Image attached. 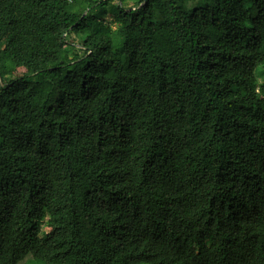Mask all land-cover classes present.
<instances>
[{"label": "trees", "instance_id": "trees-1", "mask_svg": "<svg viewBox=\"0 0 264 264\" xmlns=\"http://www.w3.org/2000/svg\"><path fill=\"white\" fill-rule=\"evenodd\" d=\"M119 1L0 0V264H264V0Z\"/></svg>", "mask_w": 264, "mask_h": 264}, {"label": "rangeland", "instance_id": "rangeland-1", "mask_svg": "<svg viewBox=\"0 0 264 264\" xmlns=\"http://www.w3.org/2000/svg\"><path fill=\"white\" fill-rule=\"evenodd\" d=\"M106 2V5L104 6H98L97 8H95L93 10L92 15L96 16V20H104L106 24H109L113 21V17L114 15L118 12V7L120 6V1L119 0H104ZM197 2V0H189V6H193L195 3ZM125 7H132L134 6V2L133 0H126L125 2ZM90 23L94 24V19L91 18L89 20ZM113 27H115L114 25H112ZM73 38L75 39V41L79 42L80 37L77 36V34L73 35ZM21 73H24L25 70L24 69H20ZM47 230V229H45ZM44 237V235H43Z\"/></svg>", "mask_w": 264, "mask_h": 264}]
</instances>
